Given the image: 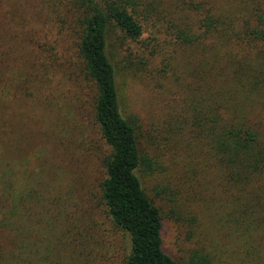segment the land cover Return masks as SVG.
I'll return each mask as SVG.
<instances>
[{
    "label": "trees",
    "instance_id": "trees-1",
    "mask_svg": "<svg viewBox=\"0 0 264 264\" xmlns=\"http://www.w3.org/2000/svg\"><path fill=\"white\" fill-rule=\"evenodd\" d=\"M140 1L42 0L59 16L60 33L73 38L95 87L94 116L108 147L99 189L113 224L130 236L123 264H264V9L255 7L248 18L230 1L180 0L177 38L205 57L206 90L196 100L194 124L206 147V240L176 260L163 247L164 219L185 227L190 241L198 217L161 181L159 155L144 143L142 123L121 106L117 65L123 61L116 44L143 34ZM28 22L16 0H0V264H78L76 238L22 150L29 138L16 135L11 98L23 90L33 97L24 85L27 62L13 43L30 37ZM116 29L121 35L112 41ZM35 56L30 78L39 90L59 62L48 61L58 58L55 52L46 61ZM12 57L22 63L11 67ZM69 246L76 248L71 259Z\"/></svg>",
    "mask_w": 264,
    "mask_h": 264
},
{
    "label": "rangeland",
    "instance_id": "rangeland-1",
    "mask_svg": "<svg viewBox=\"0 0 264 264\" xmlns=\"http://www.w3.org/2000/svg\"><path fill=\"white\" fill-rule=\"evenodd\" d=\"M227 1L237 14L248 18L257 12L255 7L264 9V0L222 3ZM16 2L20 13L28 17L31 30L29 38L13 42L21 47L27 62L24 85L33 93V97L25 96L23 90L11 98L12 108L18 110L16 135L29 138L22 141V150L45 183L44 194L57 201L67 234L76 238V262L123 264L130 236L113 224L99 189L104 177L101 161L108 147L94 116L95 87L86 79L73 38L60 33L59 16L42 0ZM140 2L143 34L137 41L116 44L123 61L117 65L121 106L142 123L144 143L159 155L161 181L178 192L186 211L198 217L197 234L190 241L182 230L185 227L164 219V250L181 260L199 245L198 240H206V147L194 124L196 100L206 90L205 57L200 48H187L177 38L173 23L179 17L178 6L184 5L182 1ZM57 6L60 14L67 15V8L60 3ZM17 22L19 19L12 20ZM120 35L116 29L110 39ZM51 52L58 58L54 56L49 63H59L49 68L38 90L30 78L38 67L33 63L35 55L46 61ZM240 52L235 53L237 57ZM64 61L68 63H60ZM8 63L17 66L22 61L12 57ZM20 83L23 85L22 80ZM73 249L65 248L69 259Z\"/></svg>",
    "mask_w": 264,
    "mask_h": 264
}]
</instances>
